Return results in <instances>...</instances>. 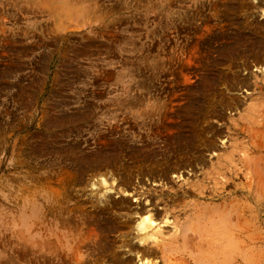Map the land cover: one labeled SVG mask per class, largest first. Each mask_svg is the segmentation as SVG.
<instances>
[{
  "label": "rangeland",
  "instance_id": "1",
  "mask_svg": "<svg viewBox=\"0 0 264 264\" xmlns=\"http://www.w3.org/2000/svg\"><path fill=\"white\" fill-rule=\"evenodd\" d=\"M262 22L264 0H0V264H127L116 259L127 254L122 218L104 209L113 224L99 236L90 198L106 177L112 204L145 203L164 187L143 177L145 158L174 162L179 137L214 140L198 149L207 166L236 143L244 179L227 173L225 190L233 198L240 182L247 203L258 199V239L246 236L245 253L264 264V106L250 107L264 105V54L251 45ZM102 167L111 173L95 175ZM202 167L191 162L166 185L180 190ZM106 238L105 253L95 241Z\"/></svg>",
  "mask_w": 264,
  "mask_h": 264
},
{
  "label": "bare ground",
  "instance_id": "2",
  "mask_svg": "<svg viewBox=\"0 0 264 264\" xmlns=\"http://www.w3.org/2000/svg\"><path fill=\"white\" fill-rule=\"evenodd\" d=\"M258 34L260 40H252L251 45H253V49L254 46H259V54H264L263 22L259 26ZM247 37L242 35L236 39L237 41L244 40V43L246 44L245 38ZM237 41L233 43H236ZM256 41H258V43H256ZM229 46L230 48L234 47L232 44H229ZM244 46L245 45L242 46V50ZM241 83H243V81ZM261 106L264 105L258 103L256 106L250 107L260 108ZM200 133L201 132H199V135H201ZM186 137H188V135H186ZM176 140L177 142L175 141L173 143L174 145L171 146L172 151H176V153L173 155H176V157H174L175 160L173 159L174 162L169 163V160L171 159H169V156H163L164 153H162L161 156L162 159H165V161L162 162L160 159H158L159 153L147 156L145 158V164L147 161L149 165L153 166V170H149L150 172L145 171L146 174L143 177H147V179L153 180V182L157 181L159 186H164L166 189L163 187L160 190H148L146 192V196H149L150 199H148V197H144L146 202H143L140 206H134L127 200H121L119 203L115 202L112 204L111 198L107 193L112 189L111 187L113 184H109L105 176V178L101 177L99 179L97 182L98 187L96 188L94 194L92 193L93 196L92 194L89 195L92 196L90 199L93 202H96L95 206L100 207L101 213L98 219V226H95V228L97 227L98 229L96 230L99 232L97 234L100 236L101 233H104V231L107 232V234L109 233V231L106 230V225L109 224V226H111L110 224L113 223H111L109 220V215L107 212L103 211L104 209L110 208L112 210L115 208L114 213L118 214L122 218V221L119 222V228L114 225V228L122 234V240L119 247L126 250L125 254H137L139 257L138 261L141 262V264H153V262L150 260V257L156 256V254H159L161 259L160 262H162V264H254L253 260H251L252 262L246 260L247 255L245 253V242L247 239L246 236L249 237L253 243H256L258 239V210L256 205L258 199L255 198L254 204L247 203L246 197L243 195V184L240 182L234 185L235 194L233 198L229 197V194L226 193L227 190H225L226 185L229 183V178L226 180V176H228L227 173L229 174L232 172L231 177L234 179L236 178L240 180V178L243 177V167L245 166L246 160L240 156L241 154L237 156L236 143L234 142L235 144H228L231 148V151L229 150L230 154L228 158L217 157V162H211L209 164L210 166H207V159H205L200 154L198 149H200L201 146L211 149L216 148V143L213 142V139V141H207L209 142L208 144H206L207 142L199 143L198 141V143H196L194 139H187L183 137H179V139ZM171 147H169V150H171ZM221 147L223 148V146ZM243 149L244 148H242V150ZM244 151L246 152L245 149ZM224 152L227 153L226 150ZM183 153L188 154L191 157V160L184 162L180 156ZM222 155L224 154L222 153ZM95 161L98 162L97 160ZM191 162H193V164L195 163V165L201 164L203 169L205 167L206 169L207 167L209 168L201 174L202 177L200 176L199 179L195 180L194 182H189L187 180V186L179 187L180 190L166 185L168 182H172V179H170V173L178 171L180 172L182 167H187L191 164ZM158 166H160V168ZM100 169L101 170L95 172V175H98L99 177L104 174L106 175L107 173H111L109 170L102 171L103 167ZM245 172L246 171H244V173ZM119 174L120 173L118 172V175ZM114 176L113 174H110V178L113 180L115 179ZM120 178L121 180L119 182L121 185L118 187V189L127 195L129 194V190L131 188L130 176L123 179L121 176ZM134 178L138 179V183H140L141 179H143L140 177L138 172ZM91 185L94 188L96 184L91 183ZM103 188H105V190H102ZM155 193H158V195H155ZM229 193L231 194L230 191ZM152 195H155L157 199L161 198V200H163L165 203L164 206H158V200L152 199ZM247 213L252 220L251 226L246 223ZM136 217H138V219ZM158 219H161V221L164 220V223L171 225L170 227L173 231L168 230L162 232L163 227L161 228L159 225L160 222H157ZM89 231L92 230L89 229ZM165 233H167L168 236ZM87 239L89 240V238ZM95 242L96 244H102V251L105 253L107 252L109 247L107 244V238L105 243H100L98 240ZM126 255H116V259L120 262L131 264L130 261L132 258L129 259L127 257L128 255Z\"/></svg>",
  "mask_w": 264,
  "mask_h": 264
}]
</instances>
